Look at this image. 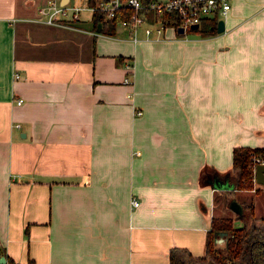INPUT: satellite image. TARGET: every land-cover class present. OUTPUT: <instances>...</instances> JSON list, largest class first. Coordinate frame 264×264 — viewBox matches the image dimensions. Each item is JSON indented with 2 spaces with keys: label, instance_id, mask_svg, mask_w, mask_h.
<instances>
[{
  "label": "crops",
  "instance_id": "0c3cea01",
  "mask_svg": "<svg viewBox=\"0 0 264 264\" xmlns=\"http://www.w3.org/2000/svg\"><path fill=\"white\" fill-rule=\"evenodd\" d=\"M48 1L0 0V257L203 256L213 217L243 223L228 212L233 148L264 147V0H230L216 36L168 27L158 41L147 19L136 40L120 25L106 36L48 24Z\"/></svg>",
  "mask_w": 264,
  "mask_h": 264
},
{
  "label": "trees",
  "instance_id": "16d2710c",
  "mask_svg": "<svg viewBox=\"0 0 264 264\" xmlns=\"http://www.w3.org/2000/svg\"><path fill=\"white\" fill-rule=\"evenodd\" d=\"M90 6H96L99 2L107 3L110 0H87ZM121 6L114 11L111 18H107L104 11L96 10L92 14L94 25H100L96 29L98 33L106 36H114L116 28L122 21L129 20L135 13L134 9L120 0ZM142 9L136 11L139 15H145L147 20L155 22L159 19L164 26L177 27L178 16L175 13L156 14L150 10L149 6L155 0H137ZM217 19H204L199 24V28L188 30L187 33L195 34L202 38L213 37L216 32ZM255 160L264 163V147H234L232 150V171L235 175L233 188L227 191V196H232L235 192L243 190H254L253 164ZM235 197V195H233ZM232 196V197H233ZM232 198L230 199V201ZM251 218H242V226H234L232 217H213L211 228L208 233L206 253L201 257H193L186 249L172 248L169 251V264H264V220L254 216V206L249 204ZM238 214V212L236 213ZM238 217V216H237ZM214 232H226L225 242L218 246L214 243ZM5 264H18L5 254Z\"/></svg>",
  "mask_w": 264,
  "mask_h": 264
},
{
  "label": "built area",
  "instance_id": "2783aa9c",
  "mask_svg": "<svg viewBox=\"0 0 264 264\" xmlns=\"http://www.w3.org/2000/svg\"><path fill=\"white\" fill-rule=\"evenodd\" d=\"M125 4L130 5L135 13H133L129 20L122 21L120 26L127 27L134 32L133 39L136 40L135 30L146 20L145 15H139L136 11L142 9L143 7L137 0H126ZM122 2L120 0H110L107 3L99 2L96 6L91 7H71L66 5H60L57 2L50 0L47 5L39 9V13L45 16V21L48 24L54 23H64L67 24L74 23L79 21L80 12L82 10H89L91 12L96 10L104 11L107 18H111L114 15V11L120 7ZM230 7V0H164V1H155L149 6L150 10H153L159 16L163 13H175L178 16L179 24L177 27H173L174 31H177L179 27L183 28V34L190 29L191 25L196 24L197 29L199 24L204 19H213L217 20L221 16L226 15L227 10ZM60 19L63 21L60 22ZM168 26H164L159 19L155 22H149L145 28L144 33L147 40H160L163 37L164 31ZM127 69L131 70L132 65H127ZM124 83H129V79L125 78ZM17 104L21 103V100H17ZM141 112H136L139 115ZM259 160H255L253 164L254 168L257 164H261ZM131 204L133 207L138 205V202L135 199H132Z\"/></svg>",
  "mask_w": 264,
  "mask_h": 264
},
{
  "label": "rangeland",
  "instance_id": "374dc122",
  "mask_svg": "<svg viewBox=\"0 0 264 264\" xmlns=\"http://www.w3.org/2000/svg\"><path fill=\"white\" fill-rule=\"evenodd\" d=\"M82 8H85V6ZM82 11H86V10L84 9ZM187 35H188L187 37L196 36L194 34H187ZM236 193L237 195H240V196L235 195V197L234 196L232 197L231 205L228 207L229 214L234 215V216L244 215L245 219L249 217L251 218V214H250L251 212L249 210V204H251L255 206L254 213H256V215H259V214H261L260 216L264 215V196H257L256 194H254L253 191L250 192L249 190L235 192V194ZM245 194H247L248 196ZM218 211L219 213H222L221 205H219ZM237 212L238 214H236ZM234 222L235 224H238V222L240 221L235 220ZM241 224L243 225V223ZM235 226L238 227L237 225Z\"/></svg>",
  "mask_w": 264,
  "mask_h": 264
},
{
  "label": "water",
  "instance_id": "95a60500",
  "mask_svg": "<svg viewBox=\"0 0 264 264\" xmlns=\"http://www.w3.org/2000/svg\"><path fill=\"white\" fill-rule=\"evenodd\" d=\"M69 26L71 27H75L78 29H83L86 31H93L94 28L96 29H100V25L97 24L96 26L94 25V23L92 21H77L74 23H70ZM190 29L195 30L197 29V25H191ZM224 31V21L222 19H219L217 21V27H216V32L217 33H222ZM177 32L179 34L183 33V28L179 27L177 29ZM254 182L260 185L264 186V163L261 164H257L254 168ZM226 232H214L213 236H214V243L217 244L218 246H221L224 242L225 239L224 237L226 236ZM221 244V245H220ZM5 257L1 256L0 257V264H4L5 263Z\"/></svg>",
  "mask_w": 264,
  "mask_h": 264
}]
</instances>
